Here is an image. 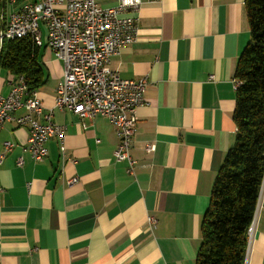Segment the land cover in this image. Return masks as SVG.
Returning a JSON list of instances; mask_svg holds the SVG:
<instances>
[{
  "label": "crops",
  "instance_id": "crops-1",
  "mask_svg": "<svg viewBox=\"0 0 264 264\" xmlns=\"http://www.w3.org/2000/svg\"><path fill=\"white\" fill-rule=\"evenodd\" d=\"M35 1L0 8L8 14ZM140 1L135 42L109 62L120 77L147 83L135 111L132 172L114 159L118 138L106 118L79 121L55 107L63 65L43 43L46 82L32 92L42 106L33 116L44 123L50 113L64 136L48 138L46 156L34 161L28 126H0V154L13 144L0 160V264H194L211 185L234 141V71L249 40L245 0ZM5 76L0 96L16 78ZM245 256V264H264V185Z\"/></svg>",
  "mask_w": 264,
  "mask_h": 264
},
{
  "label": "built area",
  "instance_id": "built-area-1",
  "mask_svg": "<svg viewBox=\"0 0 264 264\" xmlns=\"http://www.w3.org/2000/svg\"><path fill=\"white\" fill-rule=\"evenodd\" d=\"M12 2V0H11ZM140 0H118L114 7H100L93 0H36L27 2L8 14L0 8V48L4 40L29 37L35 47L44 43L53 55L62 61L63 79L56 88L54 105L68 110L79 121L100 115L114 127L118 144L114 151L116 161L128 163L132 172L133 161L129 155L130 145L136 132L138 107L145 104L146 79H125L109 68L110 58L118 51L135 42L137 22L135 13ZM238 83L236 82V87ZM25 108L27 113L15 117L14 113ZM41 102L34 93L27 94L22 77H16L6 96H0V126L13 121L28 126L27 149L34 161L46 156L45 142L56 137L62 143L64 127L50 120V113L43 115L39 123L33 115L41 113ZM13 147L3 143V152ZM153 146H146V151ZM4 153L0 154V160ZM74 162V161H73ZM19 166L22 162H17ZM77 181L72 178L68 185ZM264 176L259 197L263 190ZM255 214L247 230V246L251 240ZM150 227L154 224L147 217ZM246 255V252H245ZM245 257L243 264H245Z\"/></svg>",
  "mask_w": 264,
  "mask_h": 264
},
{
  "label": "trees",
  "instance_id": "trees-1",
  "mask_svg": "<svg viewBox=\"0 0 264 264\" xmlns=\"http://www.w3.org/2000/svg\"><path fill=\"white\" fill-rule=\"evenodd\" d=\"M244 5L249 40L234 71V141L211 185L194 264H243L264 176V0H245ZM38 49L29 37L4 40L0 48V69L22 77L27 94L46 82Z\"/></svg>",
  "mask_w": 264,
  "mask_h": 264
},
{
  "label": "rangeland",
  "instance_id": "rangeland-1",
  "mask_svg": "<svg viewBox=\"0 0 264 264\" xmlns=\"http://www.w3.org/2000/svg\"><path fill=\"white\" fill-rule=\"evenodd\" d=\"M6 75L5 71L0 70V77H4ZM6 77V76H5Z\"/></svg>",
  "mask_w": 264,
  "mask_h": 264
}]
</instances>
